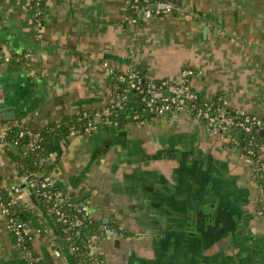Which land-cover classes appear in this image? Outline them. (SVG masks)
Returning a JSON list of instances; mask_svg holds the SVG:
<instances>
[{"label":"crops","instance_id":"crops-1","mask_svg":"<svg viewBox=\"0 0 264 264\" xmlns=\"http://www.w3.org/2000/svg\"><path fill=\"white\" fill-rule=\"evenodd\" d=\"M31 1L0 0V46L13 56L0 66V126L42 131L86 111L99 123L116 88L104 63L150 80L191 67L202 97L221 94L235 112L264 116V0H170L173 13L138 25L124 21L125 0H47L40 22ZM9 107L16 120L7 123ZM13 152L0 147L4 188L25 185L17 165L27 149ZM47 163L61 203L78 201L120 230L99 243L106 264H264L250 168L189 113L71 135ZM34 230L44 264H79L60 239L56 248ZM0 264H30L1 216Z\"/></svg>","mask_w":264,"mask_h":264},{"label":"built area","instance_id":"built-area-1","mask_svg":"<svg viewBox=\"0 0 264 264\" xmlns=\"http://www.w3.org/2000/svg\"><path fill=\"white\" fill-rule=\"evenodd\" d=\"M42 0H36L38 6ZM126 18L133 25H138L145 20L154 17H163L173 13L176 5L170 0H125ZM34 11L33 7H31ZM132 10V15L129 14ZM45 11L35 12L36 22L40 21V17L45 15ZM13 56L4 51L0 52V66L6 65L12 61ZM104 68L109 75H115L118 83H127L124 94L119 97L118 103L113 108L121 112L125 106L129 108V96L136 92L143 99L145 105L143 113L151 115L150 117H165L174 113H189L195 119L200 121L206 131L217 136L224 143L227 150L237 153L240 159L250 168L252 180L258 191V215L264 221V142L259 141L256 136L261 133L264 137V116L254 113L235 112L230 105V101L224 95L217 96L216 100H202L198 91L194 88L192 81L196 76L195 70L191 67L183 69L181 74L175 78H165L161 80H152L147 86H143L142 80L133 72L119 73L109 63H104ZM113 103V102H112ZM125 109V108H124ZM106 109L104 113H108ZM135 120L139 124L146 122L142 114H136ZM11 126H0V147L8 146L7 131ZM97 123L89 122L87 127L81 131H76L72 135L91 134L98 130ZM30 135L29 133H27ZM243 137H240V135ZM21 135H25L22 132ZM30 186L39 187L43 195V204L47 205L48 212L54 214L59 222L64 225L63 233L68 242L72 241L71 231L78 227L79 222H71L69 217L62 210L60 203L63 198L53 191V185L50 177H43L42 180L32 178ZM0 189H5L9 195L16 201H21L26 205H30L28 193L19 185L4 188L0 185ZM11 202H5L0 194V216L6 221L7 230L17 239L26 251L25 244H30L31 229H35L31 223L21 218H16L11 214ZM86 210V209H85ZM35 233L41 235L39 229L34 230ZM106 237H112L115 232L111 229H105ZM49 241L56 247V237L47 231ZM102 239L99 236H93L90 241L84 245L83 249L89 254L90 260L88 264H106L104 259L96 257L95 252L98 249ZM72 253H78L80 247L71 246ZM26 253V252H25ZM29 263L33 264L31 254L26 253ZM59 256V250L56 251ZM42 260L37 254L35 261Z\"/></svg>","mask_w":264,"mask_h":264},{"label":"trees","instance_id":"trees-1","mask_svg":"<svg viewBox=\"0 0 264 264\" xmlns=\"http://www.w3.org/2000/svg\"><path fill=\"white\" fill-rule=\"evenodd\" d=\"M46 2L47 0H42V2L37 6L36 0H32L31 7H33L35 12L41 11L43 13L44 11H46ZM132 12V10H129V14L132 15ZM39 20H43V15ZM2 51L3 48L0 46V52ZM128 72H133L134 74H136L138 78L142 80L143 86H147L152 81L147 77L146 72L143 70L132 68L129 71L121 73L127 74ZM113 76L116 83L113 97L114 101L102 110L100 114V121L99 123H97L98 127L109 124L118 125L137 123L134 118L136 114H142V116L147 120L151 115L143 113L145 103L144 101H142L143 99L141 98V96H139L136 92H133L129 96V108L127 111L122 113V111L118 112V109L113 108V105L118 103V101L120 100L119 97L124 94V89L127 87V83H118L116 82V76ZM217 96H221V94ZM217 96L208 99L202 96L201 97L202 100H216ZM131 98L134 99L130 100ZM106 109H109L108 113H104ZM94 116L95 112L86 111L77 114H69L59 122L48 124L42 131L25 132L18 127H11L10 130L7 131L8 146L6 147V150L11 156H13L14 153L11 149L12 145L25 146V148L27 149V156L17 165V174L19 178L24 180L27 188L26 190L32 192L33 187L30 186V180L32 178H37L41 181L43 177L49 176L52 168L48 169L47 161L52 158L53 154H55L57 147L63 144L66 139L70 137L74 132H83L89 122H95ZM22 132H25V135L22 136ZM27 133L30 134L29 138H26ZM256 136L258 137L259 141L264 142V137L261 133H257ZM240 137H243V135L241 134ZM52 189L54 192H57L54 187ZM35 192L43 202V195L40 188L37 187ZM0 194L2 195V198L5 202L12 203L11 214L14 217L24 219L28 223H31L35 229H39L41 231L42 235H46L47 231H50V227L52 226L54 227V230L57 227H60L63 232L64 225H62L61 222L57 220L54 214L48 212L47 205L43 204L41 210L35 211L33 208L28 207L25 203L14 200L13 197L9 195V192L5 189H0ZM60 205L71 222H79L78 227H75L70 233V235L72 236L71 242H68L66 240L67 236L64 235L67 247H69V249L71 246L80 247V251L78 253H71L74 258L77 259L79 264H88L90 257L87 251L83 249V247L90 241L93 236H99L100 239H103V234L106 226H102L101 223L93 220L89 216V213L85 210L84 206L81 205L78 201L65 200L63 203H60ZM45 213L48 214V217L50 218L49 220L44 218L46 217ZM55 222L57 223L56 225H54ZM107 228L111 229L115 233L120 232L118 227H114L113 224L108 225ZM59 239L60 237H56V248H59ZM25 246V252L31 254L32 259L34 260L33 264H44L43 260L37 262L35 261L37 253L32 250L28 242L25 244ZM95 256L99 257V254L96 253Z\"/></svg>","mask_w":264,"mask_h":264},{"label":"water","instance_id":"water-1","mask_svg":"<svg viewBox=\"0 0 264 264\" xmlns=\"http://www.w3.org/2000/svg\"><path fill=\"white\" fill-rule=\"evenodd\" d=\"M133 99L134 98H131L130 100H133ZM1 112H3V117H4V121L5 122L8 123V122H13V121L16 120L15 119L16 117L14 115V112H13V110L10 107L9 108L2 109ZM26 138H29V135L28 134H26ZM11 149L16 152L17 151V145H12L11 146ZM48 163L50 164V161ZM22 188L25 189L26 188V184ZM35 191H36V188H33L32 193L29 195V199L33 203V205H35L38 208H41V206L43 207V202L41 201L40 197L37 196V194H36ZM45 215H46L47 219H49L48 214L45 213ZM104 223H106V220L104 221ZM56 224L57 223L55 222L54 225H56ZM55 236L57 238L60 237L59 246H61V247L62 246H67V243H66L64 234H63L62 229L60 227H57L55 229ZM103 238H106V235L105 234H103ZM95 252H98V249H96Z\"/></svg>","mask_w":264,"mask_h":264},{"label":"rangeland","instance_id":"rangeland-1","mask_svg":"<svg viewBox=\"0 0 264 264\" xmlns=\"http://www.w3.org/2000/svg\"><path fill=\"white\" fill-rule=\"evenodd\" d=\"M236 154H237V153H236ZM237 155H238V154H237ZM240 160H241V159H240ZM241 163H242V164H245L242 160H241ZM20 187H21V186H20ZM21 188H22V187H21ZM23 189H24V188H23ZM254 189H255L254 191H256L257 187L255 186ZM254 191H253V193H254ZM254 194H255V193H254ZM256 196H257V194H256Z\"/></svg>","mask_w":264,"mask_h":264}]
</instances>
